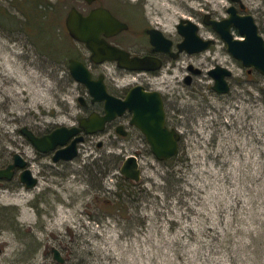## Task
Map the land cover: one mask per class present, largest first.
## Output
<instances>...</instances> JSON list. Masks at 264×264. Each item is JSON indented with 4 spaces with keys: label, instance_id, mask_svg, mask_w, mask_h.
Segmentation results:
<instances>
[{
    "label": "rangeland",
    "instance_id": "rangeland-1",
    "mask_svg": "<svg viewBox=\"0 0 264 264\" xmlns=\"http://www.w3.org/2000/svg\"><path fill=\"white\" fill-rule=\"evenodd\" d=\"M80 1L0 0V166L20 153L38 179L33 188L21 183L19 170L0 179V264H264L263 74L246 75L232 64L229 93L213 94L209 78L201 89L190 87L180 102L182 141L168 160L132 143L136 133L112 145L100 132L69 164L46 167L51 160L20 132L71 125L82 113L77 95L83 88L71 78L67 59L89 53L64 24ZM124 1L171 32L180 17L205 6L219 13L226 4ZM38 2L50 6L44 10ZM244 2L264 35V15L258 16L264 0ZM58 29L62 65L56 69L49 44ZM103 72L119 86L128 81L113 64ZM182 73L176 69L170 83L186 93ZM129 154L138 158V181L119 172ZM52 247L64 262L53 258Z\"/></svg>",
    "mask_w": 264,
    "mask_h": 264
},
{
    "label": "flooded vegetation",
    "instance_id": "flooded-vegetation-1",
    "mask_svg": "<svg viewBox=\"0 0 264 264\" xmlns=\"http://www.w3.org/2000/svg\"><path fill=\"white\" fill-rule=\"evenodd\" d=\"M4 1L10 3L11 0ZM38 4L39 6L43 5L42 7L44 8V10H47L50 6L49 2L43 4L38 2ZM229 7H233L235 16L251 15L254 19V22L257 24L259 34H261L264 38L256 15L250 8H248L244 0H226V4L223 6L222 12L219 13H215L212 9L205 6L204 8H201L202 12H196L194 13V16L180 17L175 24L174 32L164 29L160 22L152 20L150 16H146L144 13L137 12L134 8H130V5L124 0H112L110 1V3H105L103 0H81L79 4L72 5L69 10L71 8H75L82 14L86 15L92 9L104 8L107 9L115 19L126 25L124 28L114 31L111 35H106L104 32H101L100 37L104 38L108 44L125 50L129 53L130 57L144 59V61L141 63L143 68H122L117 64V61L115 60H105L100 63L94 62L90 57V50L85 46V44L83 42L75 40L69 35L74 41L79 43L87 53H89L88 58H85L83 56L71 57L81 61L84 65H86V67L90 71L91 77L93 79H101L106 87V91L115 97L124 99L131 88L134 86H140V90L144 92L159 93L164 110V125L168 129H174L178 132V147H180L182 136L179 125L182 122L181 119L186 118L184 117V107L180 104V102L181 99L191 94L190 87L196 86L201 89L202 86H205V84L202 85L203 83H205L204 80H206V78H209L211 80V84L209 86L211 92L217 95H225L231 90V79L233 76V69L231 67L232 64L242 67V70L245 71L246 75H250L257 71L253 67L243 66L240 60L233 57L231 53L228 52L226 42L221 37L220 33L212 27L211 21H221L230 16V12L228 11ZM69 10L67 11V14ZM125 11H127V13H125ZM126 14H128L129 16H126ZM263 15L264 11H262V13H258V16ZM181 19L189 20L196 25V35L204 41L209 40L206 47L198 51H188L186 48L180 47V43L183 41L184 36L178 31L177 24ZM182 25L187 26L188 24L186 22H183ZM188 28L191 29V26H189ZM229 32L234 38H244L238 33V28L233 23L229 26ZM59 34L60 33L58 29L56 30L55 38H53V41H51V43L49 44L50 49L55 51L54 60L52 61L51 58V61L56 69L60 68L62 65V61H58L59 59L56 56L57 52H59ZM223 52L227 53L229 58H225L224 60H222L219 56V53ZM107 64H113L117 66L121 74L123 76H127L126 78H128V81L121 86H119L115 82L109 81L103 72L104 69L107 68ZM99 66H103V69L99 70ZM216 66L227 68L230 71V74L225 76V80L229 87L227 92H217L212 87L214 84V78L210 71ZM176 69L178 71L183 70L181 81L184 84L183 86H185L187 89L186 93L183 90L177 89L170 83L173 77V73ZM257 73L261 74L258 71ZM77 83L83 88L82 94L77 95V101L82 107V113L77 116V121L75 123L66 125L68 127L78 125V122L81 118H86L92 113H97L99 115L104 114V102L96 100L93 101L92 96L89 95L86 86L80 82ZM180 83L181 82L179 78L178 85ZM131 119L132 112L128 109H125V111L121 115H117L112 120L107 121L105 123L104 129L100 132H102L104 139H106L112 145L119 144L118 138H125L131 133H136L138 134L136 136V141H132V143L140 147L150 148V144L147 141L142 130L138 126L133 124L131 122ZM60 125L65 124H54L52 127L45 128L41 132H36L29 127L28 128L32 130L35 135L44 136ZM118 127H120V129L124 132L123 135L117 131ZM79 134L83 135V140L77 143V155L73 159H76L79 155L80 146L84 145L85 143L91 142L93 135L96 133H85L82 130ZM70 140L71 138L68 142H70ZM102 144L103 141L97 142V146H101ZM58 148L61 147L57 146L54 150L39 152L40 155L51 160V162L46 164V167L55 166L58 169L59 164L65 165L73 161V159H59L58 161H54L53 154ZM22 157L26 159L23 155ZM12 161L13 155L12 160L5 166H0V168H5ZM26 161V167L31 170L27 159ZM16 170H19L20 174V169L14 167L12 169L13 175L16 173Z\"/></svg>",
    "mask_w": 264,
    "mask_h": 264
},
{
    "label": "water",
    "instance_id": "water-1",
    "mask_svg": "<svg viewBox=\"0 0 264 264\" xmlns=\"http://www.w3.org/2000/svg\"><path fill=\"white\" fill-rule=\"evenodd\" d=\"M91 1V0H88ZM235 1V0H233ZM230 16L221 20L211 21L223 40L229 53L242 62L245 67H253L264 74V38L258 32L257 24L251 15L235 16L233 7H229ZM186 22L191 29L182 25ZM234 24L238 33L244 38H234L229 32V26ZM65 24L69 35L83 42L90 50V57L94 62L115 60L122 68L142 69L144 59L130 57L129 53L116 46L108 44L100 33L111 35L114 31L124 28L126 25L115 19L104 8L92 9L84 15L75 8H71L65 18ZM178 31L184 36L180 43L181 48L188 51H198L208 45L209 40L204 41L196 35V25L189 20L181 19L177 24ZM196 45V46H193ZM68 71L71 78L84 84L93 101L104 102V114L92 113L86 118H81L78 125L68 127L60 125L44 136H37L27 126L20 128V132L27 138L38 152L54 150L53 160H71L77 155V143L83 140L82 130L85 133H97L104 129L105 123L117 115H121L125 109L132 112L131 122L138 126L150 144L152 154L158 160H168L174 157L179 150L176 130L168 129L164 125V110L162 101L157 92H144L140 86H134L124 99L115 97L106 91L101 79H93L90 71L81 61L72 57L68 58ZM214 78L213 89L217 92H227L228 84L225 76L230 74L227 68L216 66L211 71ZM81 99V97H80ZM120 134L124 132L117 128ZM71 138L70 142L69 139ZM99 145V144H98ZM27 161L20 153H13V161L5 168H0V179H11L12 169H20L19 179L27 188L36 186L38 179L32 171L26 167ZM119 172L125 178L138 181L141 177V169L135 155H127L120 165ZM53 258L57 262H64V258L58 248L52 247Z\"/></svg>",
    "mask_w": 264,
    "mask_h": 264
}]
</instances>
